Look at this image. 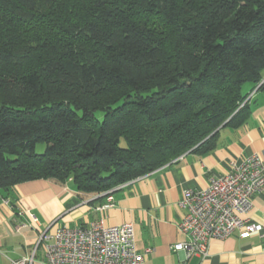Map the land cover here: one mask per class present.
I'll return each instance as SVG.
<instances>
[{"label": "trees", "instance_id": "obj_1", "mask_svg": "<svg viewBox=\"0 0 264 264\" xmlns=\"http://www.w3.org/2000/svg\"><path fill=\"white\" fill-rule=\"evenodd\" d=\"M258 86L264 0H0V193L101 194L206 152Z\"/></svg>", "mask_w": 264, "mask_h": 264}, {"label": "crops", "instance_id": "obj_2", "mask_svg": "<svg viewBox=\"0 0 264 264\" xmlns=\"http://www.w3.org/2000/svg\"><path fill=\"white\" fill-rule=\"evenodd\" d=\"M219 131L214 148L189 151L124 183L114 189L113 200L105 193L80 192L70 181L49 179L19 183L9 197L0 193V264H12L34 251L33 264H44L46 246L39 242L43 232L53 234L62 225L90 226L97 221L132 223L136 247L146 254L144 264H264V190L253 197L249 213L251 221L262 224L260 233L242 238L235 231L225 239H213L206 257L186 259L172 248L186 239L178 227L186 213L179 204L183 192L206 188L210 177L225 174L232 162L264 150V88L256 90L239 126ZM5 197L15 208L4 203Z\"/></svg>", "mask_w": 264, "mask_h": 264}, {"label": "built area", "instance_id": "obj_3", "mask_svg": "<svg viewBox=\"0 0 264 264\" xmlns=\"http://www.w3.org/2000/svg\"><path fill=\"white\" fill-rule=\"evenodd\" d=\"M114 189L104 192L109 200H113ZM263 190L264 150L232 162L225 174L211 176L206 188L185 190L179 204L186 213L178 227L186 239L174 244L173 250L182 251L186 259L193 255L206 257L213 239H225L235 231L242 238L260 233L262 224L251 221L249 213L253 197ZM39 242L46 246L44 264H144L146 260V254L136 247L130 222L62 225L53 234L43 232ZM34 259L35 251L12 264H33Z\"/></svg>", "mask_w": 264, "mask_h": 264}, {"label": "rangeland", "instance_id": "obj_4", "mask_svg": "<svg viewBox=\"0 0 264 264\" xmlns=\"http://www.w3.org/2000/svg\"><path fill=\"white\" fill-rule=\"evenodd\" d=\"M263 82V81H262ZM261 85V84H260ZM259 85V86H260ZM259 86L255 89V90H253V92H251V94L248 96V98H247V100H252V97H253V95L255 94V92H256V90H258V88H259ZM96 115H97V117H99V118H102V116H103V113L102 112H100V111H98V112H96ZM69 181H70V179H69ZM6 200H4V203H6L7 205H11L13 208H15V205L12 203V201L9 199V198H5ZM7 200H8V202H7Z\"/></svg>", "mask_w": 264, "mask_h": 264}, {"label": "water", "instance_id": "obj_5", "mask_svg": "<svg viewBox=\"0 0 264 264\" xmlns=\"http://www.w3.org/2000/svg\"><path fill=\"white\" fill-rule=\"evenodd\" d=\"M219 129H220V128H218L216 131H218ZM216 131H215V132H216ZM215 132H214V133H215ZM214 133H212L211 135H213ZM211 135H210V136H211Z\"/></svg>", "mask_w": 264, "mask_h": 264}]
</instances>
